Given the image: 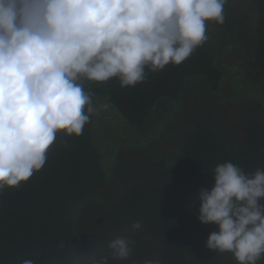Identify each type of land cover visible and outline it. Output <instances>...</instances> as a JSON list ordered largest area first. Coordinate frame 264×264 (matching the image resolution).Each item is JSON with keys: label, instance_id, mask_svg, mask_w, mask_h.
<instances>
[{"label": "trees", "instance_id": "1", "mask_svg": "<svg viewBox=\"0 0 264 264\" xmlns=\"http://www.w3.org/2000/svg\"><path fill=\"white\" fill-rule=\"evenodd\" d=\"M252 1L248 8L254 26L247 31L241 27L228 0L225 23L207 21L208 39L179 66L156 73L146 69L145 81L134 87L121 88L115 78L84 82L96 109L106 100L127 118L132 148H120L108 176L90 138L95 114L80 137L58 132L44 167L28 181L0 192V264L27 259L33 264H80L75 253L81 233L78 218L86 214L83 204L90 199L104 201L107 212L101 217L108 221L111 216L100 226L103 237L91 252L108 254V242L117 236L132 241L129 258H109L108 264H144L147 259L161 264H238L231 253L206 247L217 226L198 221L199 203L194 201L201 188H211L217 164L232 162L246 174L264 169V0ZM234 71L249 74L232 82L229 75ZM228 80L237 91L260 96L229 103L228 109L223 105L225 112L232 108L242 118L238 126L243 135L237 141L216 111L217 97L229 90ZM160 100L164 102L157 106ZM157 108L164 116L155 114L148 121ZM136 222L141 227L132 229ZM257 264H264V257Z\"/></svg>", "mask_w": 264, "mask_h": 264}, {"label": "clouds", "instance_id": "2", "mask_svg": "<svg viewBox=\"0 0 264 264\" xmlns=\"http://www.w3.org/2000/svg\"><path fill=\"white\" fill-rule=\"evenodd\" d=\"M227 2L0 0V192L44 167L58 132L83 134L97 111L85 81L115 78L121 88L134 87L146 69L181 65L208 39L207 21L225 23ZM211 175V188H201L194 201L198 221L217 226L206 247L257 264L264 257V169L246 174L224 162ZM131 244L117 236L108 254L92 253L82 264L125 260Z\"/></svg>", "mask_w": 264, "mask_h": 264}, {"label": "rangeland", "instance_id": "3", "mask_svg": "<svg viewBox=\"0 0 264 264\" xmlns=\"http://www.w3.org/2000/svg\"><path fill=\"white\" fill-rule=\"evenodd\" d=\"M251 4H253L252 0H232V5L234 11L237 14V17L239 18L240 26L246 29V31L248 30V28L255 25V18L249 12L248 8V5ZM214 46V44L210 45L212 50ZM248 74L249 73L247 71H244V75H242L238 71H234L229 75V77L232 79V82H237L241 81L243 77L246 78ZM228 83L229 80L227 82V85ZM231 84L227 86V89H229L230 91L224 90L222 91L223 93H221L220 96L217 97L218 105L216 107V111L217 113L221 112V115L219 116L221 119H223L222 121H224L223 123L227 128L226 131L229 133L230 138H232L234 141H237L243 135V131L240 130V127L238 126L242 118L240 117L239 111L232 110L231 108V112H225L226 108L228 109L229 103L238 105L243 101H249L256 97L260 98V96L249 97L246 92H242L240 90L237 91L238 88H236L235 86L230 87ZM244 85L245 83H243V86ZM161 102L164 101L160 100L157 103V106L160 105ZM223 105H227V107L222 108ZM164 108L168 110V113H166L168 115L170 113L168 105H166V107ZM102 109L104 111H102L101 113ZM157 110L158 108L151 112L148 121L152 119L155 114L164 116L163 109H161V111ZM158 115L153 118L154 121H156ZM167 115L165 121L170 123L171 119L167 117ZM185 128L186 126H183L182 133L184 132ZM91 132L92 134L90 135V138L92 141V145L100 153V161L104 167V170L107 172V175L110 176L112 169L117 163V154L120 148H132V141L130 138L132 129L128 124L127 118L121 113V111L109 101L104 100V104L102 105V107L100 105H98L97 107L95 118L91 127ZM158 135L162 136L163 134L162 132H158ZM156 145L158 147H156V149L159 150V143H157ZM164 146L167 147V142L164 143ZM118 197L119 195L116 196L117 199ZM103 205L104 201L96 199L87 200L83 204V207L86 210V214L80 215L78 218L79 227H77L78 230H81L78 232L81 233L78 235L77 240H75V253L78 255L77 260L81 261L79 262L80 264L82 263V261L87 259L88 255L96 250L98 242L101 241L103 236L102 234H100V226H106L110 221L111 216H109L108 221H106L105 217H101L107 212V207H104ZM88 216L90 217V219H92V223H89L87 221V219H89ZM103 243H107V241H104ZM91 248L92 252L90 250ZM80 254H82V256L84 254L83 259Z\"/></svg>", "mask_w": 264, "mask_h": 264}]
</instances>
